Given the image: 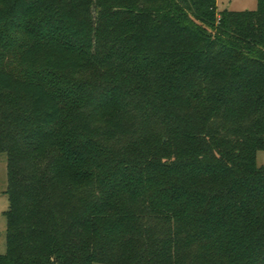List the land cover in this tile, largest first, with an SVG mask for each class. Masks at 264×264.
Listing matches in <instances>:
<instances>
[{
	"label": "trees",
	"instance_id": "1",
	"mask_svg": "<svg viewBox=\"0 0 264 264\" xmlns=\"http://www.w3.org/2000/svg\"><path fill=\"white\" fill-rule=\"evenodd\" d=\"M259 150L264 0H0V264H264Z\"/></svg>",
	"mask_w": 264,
	"mask_h": 264
},
{
	"label": "rangeland",
	"instance_id": "2",
	"mask_svg": "<svg viewBox=\"0 0 264 264\" xmlns=\"http://www.w3.org/2000/svg\"><path fill=\"white\" fill-rule=\"evenodd\" d=\"M217 8L219 11L232 10H256L258 8V0H217ZM13 70L15 64H9ZM19 71V69H16ZM83 75V74H81ZM18 103L20 110L26 108L27 103L24 99L15 100ZM257 164L264 166V150L257 152ZM8 187V173H7V156L5 153H0V254H4L7 249V218L6 212L9 209V198L6 193ZM98 264V263H96Z\"/></svg>",
	"mask_w": 264,
	"mask_h": 264
}]
</instances>
